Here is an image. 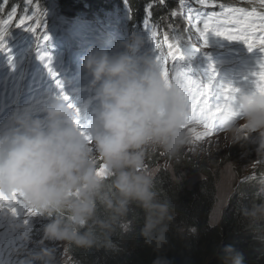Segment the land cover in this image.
Segmentation results:
<instances>
[{"label":"clouds","instance_id":"1","mask_svg":"<svg viewBox=\"0 0 264 264\" xmlns=\"http://www.w3.org/2000/svg\"><path fill=\"white\" fill-rule=\"evenodd\" d=\"M145 43L144 35L134 32L123 52L111 54L92 46L81 57L99 102L87 130L91 142L77 126L74 108L54 93L38 108L14 113L12 126L0 131V190L22 192L26 203L48 219L42 245L66 241L94 246L95 226H110L98 218V208L103 206L115 222L127 215L132 203L145 212V238L158 247L168 242L171 204L159 200L157 170L147 160L157 150L170 160L178 159L194 138L185 126L188 106L180 81L174 78L166 84L156 59L142 54ZM235 111L238 114L216 115L220 129L232 144L257 133V152L264 153V95L241 92ZM101 165L107 177L98 175ZM242 215L252 225L264 223V201L244 208ZM25 239H31L30 230ZM55 253L54 248L41 247L25 264H56ZM5 256L12 260L9 253ZM221 259L224 264H245L243 252L231 245L224 246ZM157 264L170 262L159 258Z\"/></svg>","mask_w":264,"mask_h":264},{"label":"trees","instance_id":"2","mask_svg":"<svg viewBox=\"0 0 264 264\" xmlns=\"http://www.w3.org/2000/svg\"><path fill=\"white\" fill-rule=\"evenodd\" d=\"M36 1L44 4L46 13L50 11L52 6L49 7L48 0ZM185 2L195 8L205 7L216 12L221 11L219 7L221 4L226 7H243L245 4L241 0H215L214 4L212 0H209L207 6L196 3V0H184ZM150 3L153 5L150 23L158 28L156 40L161 46L164 45L162 33L165 31L168 32L169 39L179 35L182 38L181 43L184 42L183 38L195 31L192 28L189 31L187 28L189 24L183 15L184 7L179 5V0H164L163 4L159 0H127V3L125 0H56L58 15L64 17L66 21L48 20L45 15H40L41 24H46V28L37 27L34 24L35 17L33 20L26 21L25 25L37 27L38 35L46 32L50 41L54 38L68 37L74 24L78 22L100 23L118 26L121 29L128 26L131 31L136 32L144 28L143 21L147 18V6ZM25 4L26 0H0V18L6 19L7 14L15 7L16 15L13 17L6 37L14 35L28 37L34 40L32 48H35V35L26 29L20 31L24 26L16 27L19 19L25 15ZM47 9H49L48 12ZM172 10L178 12L176 17L170 16ZM35 11L36 7L32 5L28 7L27 14L31 15ZM71 47L80 49L78 40H72ZM229 54L227 56L233 55L232 52ZM26 55L31 58L33 50L26 52ZM238 56L243 57L239 53ZM13 59L5 52H0V79L7 87L16 83V75L20 71H29V62L19 66ZM218 60L222 62L220 57ZM58 61H61L60 58ZM75 81L77 82L78 78ZM68 88L70 86L63 87V92ZM47 91L51 90H44L46 94ZM249 148L246 144L239 155L244 156V152L253 154L254 151ZM229 158L231 157L227 159ZM229 161L232 162V160ZM147 163L153 168L161 163H166L167 166L175 163V177L162 169L155 177L158 198L162 202L167 201L171 204L173 215L172 221L168 222V242L163 247H158L155 241L146 239L142 234L145 212L138 204L132 203L127 215L115 222L109 220V213L100 206L97 216L100 220L109 221L110 226L108 228L95 226L98 241L94 246L79 247L66 241H46L42 245L40 242L43 230L39 227L41 224L48 223V219L40 216L38 229L30 231L31 239L26 240L24 236L22 242L11 248L10 264H25V261L41 247L54 248L55 256L58 255V248L62 250L64 255H60L59 259L56 258V264H64L65 261L66 264H157L159 258H166L170 264H224L221 256L226 245L242 251L245 264H264V223L252 225L242 215L244 208H251L253 204L264 201L263 163L255 166L253 177L237 181L218 225L211 222V214L217 200L218 183V177L216 178L211 172V167L201 166L202 162L193 164L191 159L186 157H180L176 162L175 159L170 160L160 152L150 157ZM181 172H186L188 176L202 178L191 183L184 176L185 174H179ZM107 241L111 242L110 246Z\"/></svg>","mask_w":264,"mask_h":264},{"label":"snow or ice","instance_id":"3","mask_svg":"<svg viewBox=\"0 0 264 264\" xmlns=\"http://www.w3.org/2000/svg\"><path fill=\"white\" fill-rule=\"evenodd\" d=\"M159 2L163 4L164 0H159ZM212 2L214 4L215 0H212ZM33 3L34 0H26L25 15L19 19L16 27L24 26L26 31L35 35V47L36 51L40 53L39 59L45 62L47 72L55 81L56 88L59 90L55 98L68 101L70 97L63 92V82L57 78L59 74L53 67V57L50 51L47 48L41 49L40 47L41 42L50 40L46 32L42 35L37 34V27L46 28V24L42 25L39 19L40 15H46V13H41L39 4H36V11L32 12L31 15L27 14L28 7L32 6ZM125 3H127V0H125ZM196 3L207 6L209 0H196ZM179 5L186 7L184 0H179ZM152 7L153 5L151 3L147 6V18L143 21V27L149 33V38L154 44V51L156 52L155 59L160 66L161 74L166 84L170 85L174 78L180 81L182 94L188 106V116L185 126L189 127L193 138L199 141L212 135L216 131L222 130L216 127V115L218 113L228 111L232 114H238L235 109L237 106L236 94L239 92V89L231 85L223 84L219 85L218 88L214 86L217 75L214 65L212 66L207 84H201L183 72L175 71L176 62L185 58L181 43L182 38L176 35L170 41L169 34L165 31L162 33V38L167 48L166 51L161 50L162 46L156 40L158 28L156 25L150 23ZM219 7L221 8L220 12L212 11L211 13H204L189 8L185 13L189 24V31L194 26L195 31L199 34L200 39H202L201 48L208 47V35L209 33H214L229 41L243 42L250 52L255 49L264 51V0H259L260 11L255 7L251 8V10L243 7H226L223 4L219 5ZM128 11L130 12V9ZM193 11H195V15H193ZM15 15L16 8L13 7L7 14L6 19L0 18V52L10 51L7 47L5 37L9 34L8 28ZM177 15L178 12L175 10L170 12L171 17H176ZM34 17L36 18L34 24L37 27L25 25L26 20H33ZM169 27H172V25H169ZM188 39L191 40V36ZM169 57L173 62L171 70L167 66ZM260 69L259 72L254 73L256 76V92L264 95V62L260 64ZM44 99H47V97ZM69 107L74 108L77 126L81 128V110L73 104H69ZM195 126H200L203 130L197 131ZM81 132L86 140L91 142V137L88 135L87 130L81 128ZM98 175L107 177L105 165H101L98 169ZM0 212H3L5 216L10 215L12 218L24 217L20 219V223L26 229H30L32 226L28 218L41 216L40 210L30 207L26 203L23 193L19 191H13L11 194H7L0 190ZM0 264H10V262H5L3 259H0Z\"/></svg>","mask_w":264,"mask_h":264},{"label":"rangeland","instance_id":"4","mask_svg":"<svg viewBox=\"0 0 264 264\" xmlns=\"http://www.w3.org/2000/svg\"><path fill=\"white\" fill-rule=\"evenodd\" d=\"M241 1L245 2L243 8L251 10V8L255 7L258 11H260L259 0ZM53 2L54 5L51 7L50 12L52 11V13L57 17H51V20H60L63 22L66 21L64 17L58 15L56 0H53ZM36 4H39L40 11H42V13H45L46 8L44 4H40L39 1L34 0L33 6L35 7ZM185 5L186 7L182 8V12L185 19V13L188 11L189 8H191L192 10H199L204 13H211V11H209L205 7L195 8L187 2H185ZM193 15H195V11H193ZM187 28L189 29V27ZM192 29L195 30V27L193 26ZM115 30L116 29H112L110 27L103 26L98 23L79 22L74 26L72 34L70 35L72 40L78 39L83 47H86L87 45L93 43L103 44L112 54H117L124 51V47L120 46L121 40H123L124 38L122 33L118 31V29L116 31ZM189 36H191V40L188 39ZM183 41L184 42L182 43V48L184 51L185 58L181 61H177L179 62V70H183L182 72H184V74L186 72L185 75L199 81L202 84L205 80H208L213 63L216 60L215 55H218L225 63L222 62L221 70L215 67L217 75L215 77L214 86L218 88L221 84L227 85V67L223 65L229 64L226 63L229 57L227 56L225 51L228 50L235 42L241 45H244V43L241 41L225 40V38L223 37L211 35L209 33L208 47L201 48L202 39H200L199 34L197 32L196 34L189 33L187 37L183 38ZM46 45L48 44H44L43 42H41V49L45 48ZM117 46L119 47L117 48ZM245 48L246 52H248L247 46H245ZM100 49L104 48L100 47ZM18 50H21V48L18 47L12 51ZM253 56L256 59V61H254L256 65H260L262 62H264V51L257 49L254 52ZM81 57L82 55H80L79 53L75 56V58ZM181 63L187 64L184 65ZM245 63H249V61ZM17 65L21 66V63H17ZM199 67L203 69L202 73H198ZM194 68L196 71H198L197 73L193 70ZM79 76L80 77L78 78V82L80 87L84 89H92L95 95V89L90 86L91 79H89L88 74L85 71H79ZM72 77V74H69L68 79ZM19 80L23 82L21 83L22 85L18 84ZM5 87L7 86L3 85V82L0 80V93L3 94V96L7 97L6 105L8 116V118L4 120L3 123L0 125V131L12 126L13 121L11 117L14 113H19L23 110L28 109H36L39 107V104L42 103L43 99L47 97V94H44L43 92L39 91L40 87L37 85L36 81L31 76L25 80L24 78L20 77V73L16 75L15 84L11 85L9 88ZM243 88L246 92L256 91V88H253L252 85H244ZM15 100H18L17 102L19 108L16 107ZM94 121L95 114L83 116L80 121V126L82 129L89 130ZM248 140L251 142H255L254 145L252 143L247 144ZM248 140L245 143L248 147H250L249 149L254 151L253 154L244 152L245 155L240 156L239 153L246 147V144L243 145L244 142L232 144L230 136L223 132L219 136L214 137L212 139L207 138L206 140L199 141L192 139V143L188 145L179 156V158L186 157L191 159L193 164H196L197 162H202L203 164L201 166L211 167V172L215 174L216 178L218 177L217 200L211 214V222L214 225L219 224L223 209L227 205L228 198L233 192L237 181L239 180L240 182L248 177H253V175L255 174V166L257 164L262 163L264 160V153L257 152V149L259 147L258 134L253 133ZM158 152L163 155V153L159 150L152 152V154L155 155L158 154ZM228 157L231 158L227 159ZM178 159H175L176 162H178ZM229 160H232V162ZM174 165L175 163L171 164V166H167L166 163H161L155 168L157 170L155 177H157V174L160 172L161 169L164 172H169L170 175L175 177L176 169L174 168ZM151 168H153V166ZM179 174H185L184 176L187 177L191 183L202 178L201 176H188L186 172H181ZM43 226L44 224H41L39 229L43 230ZM1 230L2 226H0V231ZM61 251L62 250L60 248L57 249V259L60 258V255H64V253H62ZM65 262L63 263L66 264Z\"/></svg>","mask_w":264,"mask_h":264},{"label":"bare ground","instance_id":"5","mask_svg":"<svg viewBox=\"0 0 264 264\" xmlns=\"http://www.w3.org/2000/svg\"><path fill=\"white\" fill-rule=\"evenodd\" d=\"M49 13V12H48ZM49 20V19H48ZM51 20V19H50ZM57 23V22H56ZM120 23V22H119ZM59 24V23H58ZM123 24V23H122ZM118 25V24H117ZM121 25V24H120ZM41 30V29H40ZM117 30V29H116ZM115 30V31H116ZM192 34H196V31H194ZM68 37L70 38V40L72 41V38H71V35L70 34H68ZM112 37H113V34H112ZM82 38V37H81ZM80 38V39H81ZM84 38V37H83ZM73 40H75V39H73ZM76 40H78V39H76ZM84 40V39H83ZM128 40V37L126 38V39H123V40H121V44H120V46H123L124 45V42L125 41H127ZM82 41V40H81ZM47 44L48 45H46V47L45 48H47V50H49V49H53V47H55L54 46V44H50V43H48L47 42ZM78 44H79V46H80V49H78V52H79V54L80 55H84L86 52H87V50L89 49V47H92V46H94V47H96V48H98V47H103L104 49H106V50H108L107 49V47L106 46H104L103 44H96V43H93V44H90V45H87L86 47H83L82 45H81V42L78 40ZM89 44V43H88ZM74 46V45H73ZM119 46H117V48H118ZM124 47V46H123ZM70 48H73V47H71L70 46ZM255 50H257V49H255ZM67 51V50H66ZM66 51L63 53V54H66ZM109 51V50H108ZM26 52H28V51H26ZM26 52H25V50H24V48H22L21 47V50H18V51H11L10 52V57H12V58H19V57H25L26 59H27V61H29V60H32V59H34V56H32L31 58H30V56H27L26 55ZM50 53H51V55H52V57L53 58H55V57H57V54L52 50H50ZM109 53H111L110 51H109ZM112 54V53H111ZM215 57H216V60L214 61V63H213V65L215 66V67H217L219 70H221V66H222V62H224L223 60H222V62L220 61L219 62V60H218V55H215ZM229 57V61L227 60V62L226 63H229V64H231L232 62H234V61H231V57L230 56H228ZM61 58H62V56L60 57V60H61ZM213 58V57H212ZM237 59H238V63H236V62H234V64H236V66L235 65H233V68H234V71H235V73L237 74V75H240V74H242L243 72H244V70L246 69V66H245V62H244V60H245V58H244V56L242 57V58H240V56H237ZM72 61V62H71ZM54 62V61H53ZM65 62H67V63H69V62H71L77 69H80L81 68V70L80 71H85L83 68H82V66H81V59H76V58H71V60L69 59V58H64V63H63V66H65L66 65V63ZM61 63V62H60ZM225 63V62H224ZM235 66V67H234ZM188 68H190V67H188ZM196 73L198 72V71H196L195 70V68L193 69ZM183 71V70H182ZM185 71V70H184ZM202 71H203V69L202 68H200L199 67V72L198 73H202ZM257 73V72H256ZM72 74H75L73 71H72ZM185 74H186V72H185ZM193 76V75H192ZM60 77V76H59ZM198 77V76H197ZM227 77H231V75H227ZM6 82H7V80H6ZM8 83V82H7ZM21 83H23L22 81L21 82H19L18 84L19 85H22ZM54 86H56V84H54ZM53 86V87H54ZM5 88H7V87H5ZM55 88V87H54ZM44 94H46L45 92H44ZM30 108V107H29ZM13 114V113H12ZM214 138V137H213ZM250 142V144L252 143L253 145H254V143L255 142H251V141H247V144ZM244 144H246L245 142L243 143V145ZM154 154H152L151 153V155H150V157H152ZM149 157V158H150ZM263 164H264V160H263V162H262ZM27 243H28V241H27ZM14 248V247H13ZM12 248V249H13ZM13 254V253H12ZM17 257H18V255H17ZM16 258V257H15ZM16 260V259H15ZM14 261V260H13ZM12 263V262H11Z\"/></svg>","mask_w":264,"mask_h":264}]
</instances>
